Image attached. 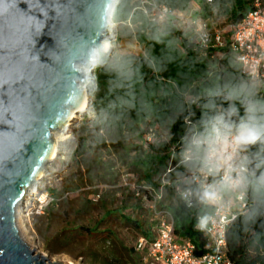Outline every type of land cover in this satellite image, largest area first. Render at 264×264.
Here are the masks:
<instances>
[{
	"label": "trees",
	"instance_id": "obj_1",
	"mask_svg": "<svg viewBox=\"0 0 264 264\" xmlns=\"http://www.w3.org/2000/svg\"><path fill=\"white\" fill-rule=\"evenodd\" d=\"M154 4L191 11L192 17L208 25L210 21L227 22L230 28L223 32L224 44L201 54L205 49L190 39V28L185 23L175 17L160 22L149 19ZM250 7V0L115 2L112 21L143 51L116 59L99 55L93 71V96L88 103L92 117L84 116L73 127L70 155L75 171L57 184L48 182L45 190L40 188L60 205L57 215L49 216V229L56 231L47 239L48 248L77 240L80 235L73 236L74 230L92 234L109 216L117 214L121 217L119 223L135 233L133 246H126L109 232L103 241L108 242L111 253L87 252L98 264H136V256L144 264L135 242L141 236H150L157 220L149 202H143L135 193L138 189L143 193L144 188L156 191L162 186L158 208L171 214L179 240L192 241L196 255L203 252L206 237L195 228V220L198 215L209 214L211 207L199 202L197 185L182 181L191 172L179 163L180 153L186 134L190 135L202 113L227 108L224 96L229 91L243 85L253 93L250 99L264 101V84L248 80L230 48L231 27ZM206 104L212 107L205 108ZM237 107L242 115L244 108L239 104ZM262 149L264 146L258 145L249 154ZM176 186L192 190V206L180 201ZM73 190L78 193L71 206L74 218L65 220L64 205H71L67 194ZM247 194L248 208L226 231L227 259L233 264H264V201L257 200L251 191ZM125 210L145 216L139 219ZM90 212L100 214L95 228L78 225L80 217ZM60 217L63 225L57 231L52 224ZM120 252L126 255V261Z\"/></svg>",
	"mask_w": 264,
	"mask_h": 264
},
{
	"label": "water",
	"instance_id": "obj_2",
	"mask_svg": "<svg viewBox=\"0 0 264 264\" xmlns=\"http://www.w3.org/2000/svg\"><path fill=\"white\" fill-rule=\"evenodd\" d=\"M114 4L0 0V264H70L30 248L16 210L53 159V131L83 101L82 67L104 49Z\"/></svg>",
	"mask_w": 264,
	"mask_h": 264
},
{
	"label": "built area",
	"instance_id": "obj_3",
	"mask_svg": "<svg viewBox=\"0 0 264 264\" xmlns=\"http://www.w3.org/2000/svg\"><path fill=\"white\" fill-rule=\"evenodd\" d=\"M250 3V9L239 22L232 25L229 41L242 72L250 82L260 86L264 84V0H250ZM148 17L154 22L175 17L185 23L190 28V39L205 49L201 53L203 55L208 53V48L221 47L224 44L223 31L211 30L207 22L192 17L191 11L181 12L154 4ZM198 179V176L191 172L182 181L189 180L198 186ZM176 192L183 204L188 207L194 204L191 189L176 186ZM135 195L141 197L143 202H149L148 207L157 220L152 228V234L148 237L141 236L135 242V250L142 255L144 264H233L227 259L226 231L248 208L250 204L248 194L234 198V203L230 206L219 210L211 207L209 214L196 217L195 228L206 237L203 252L198 255L194 253L195 246L192 241L179 240L176 236L171 214L158 208V201L163 197L162 186L156 191L144 188L143 193L138 189ZM40 197L37 199L38 206L46 205V200H40ZM35 212L39 214L38 209ZM203 216L209 217V223L201 230L197 225Z\"/></svg>",
	"mask_w": 264,
	"mask_h": 264
},
{
	"label": "clouds",
	"instance_id": "obj_4",
	"mask_svg": "<svg viewBox=\"0 0 264 264\" xmlns=\"http://www.w3.org/2000/svg\"><path fill=\"white\" fill-rule=\"evenodd\" d=\"M252 95L243 85L229 91L227 108L202 113L186 134L179 163L198 176L196 195L204 206L219 210L249 191L264 201V149L249 154L264 146V101L250 99ZM237 104L244 108L242 115ZM208 223L203 216L197 226L203 230Z\"/></svg>",
	"mask_w": 264,
	"mask_h": 264
},
{
	"label": "rangeland",
	"instance_id": "obj_5",
	"mask_svg": "<svg viewBox=\"0 0 264 264\" xmlns=\"http://www.w3.org/2000/svg\"><path fill=\"white\" fill-rule=\"evenodd\" d=\"M116 1L117 0H115V2ZM110 21L111 24L108 27V33L105 34L102 40V43H104V41L110 43L109 48L99 50L98 56L93 62L90 63L89 66H86L85 68V71L88 75V80L85 86L88 102L93 96V71L101 53H104L109 59H116L122 54H140L143 51L142 46H140L134 38L126 37L124 33H120L119 25L114 23L111 17ZM209 28L211 30H222L223 32H226L229 30L230 26L227 22L219 20L213 22L210 21ZM86 115L92 117V111L89 109L88 104L84 110L74 113L72 120L67 123L69 124L68 126L66 125L61 129L53 131V138L56 142L57 149L55 156L51 162L46 165L42 178L37 183H35L31 189L28 190L27 198L18 206L20 214H25L18 222V228L21 236L30 245V248L34 249L35 252L43 254L51 261L56 260L70 264H98L93 261L90 252L87 251L98 252L102 254L108 252L111 253L109 248L110 245L108 242L103 241V239L109 235V232H113L112 234L115 235V238L122 241L126 246H133V242L135 240L134 231L128 229L125 227V225H121L119 223L121 217L119 218L117 214H112V216H109L107 221L97 226L96 230H94L92 234L81 233L76 230L72 231L71 234H73V236L80 235L77 240L61 247L51 246V249L47 247V242H45V240L41 237L36 228V224H34L35 216L52 212L55 208L60 207V205H58L49 195V192H41L40 188H44L45 190V188L48 186V182H55L57 184V182H61V179H64L66 176L73 175L75 167L70 155L72 148L70 142L73 140L75 135L73 133V127ZM123 176H126L125 173ZM45 194H47V196ZM77 196L78 193L74 190L68 192L67 199L71 201V205H64L65 209L67 210L64 214L65 220H73L74 215L71 206L72 201ZM39 197L40 200H46V205L42 204L41 206H38L39 203L37 199ZM52 202L55 203L51 205ZM36 209H38L39 214H36ZM125 213H130L139 219H143L145 216L143 213L139 215L137 212H131V210H125ZM97 217L99 218L100 214H97L96 212L83 214V216L80 217L82 221L77 222V224H83L85 226L95 228L94 226L97 224ZM61 218L62 217L54 221L52 224L54 229H57V231L61 230V226L63 225ZM72 222L74 223V221ZM115 225L118 228H116ZM86 253L89 254L86 255ZM121 254L122 259L126 261V255H124V253ZM116 255L120 257L119 253H116ZM135 258L136 264H142V261H140L137 256Z\"/></svg>",
	"mask_w": 264,
	"mask_h": 264
},
{
	"label": "crops",
	"instance_id": "obj_6",
	"mask_svg": "<svg viewBox=\"0 0 264 264\" xmlns=\"http://www.w3.org/2000/svg\"><path fill=\"white\" fill-rule=\"evenodd\" d=\"M75 201H77V199ZM59 209L60 208L57 207L52 212H47V213L35 216L34 224H36V228H37L39 234L41 235V237L45 240V242H47L48 238L55 235L56 230L53 231V229H49V218H50L49 216L51 214L57 215V213L59 212Z\"/></svg>",
	"mask_w": 264,
	"mask_h": 264
},
{
	"label": "bare ground",
	"instance_id": "obj_7",
	"mask_svg": "<svg viewBox=\"0 0 264 264\" xmlns=\"http://www.w3.org/2000/svg\"><path fill=\"white\" fill-rule=\"evenodd\" d=\"M110 24H111V21H110ZM104 44H105L104 48H105V49H108L109 46H110V43L107 42V41H104L103 45H104ZM85 68H86V66L82 67L83 70H85ZM84 83H85V84H84ZM84 83H80V87L83 88V89H84V92H85V95H84L83 101H82L81 105L79 106V108H78L76 111L73 112V115H74V113L77 112V111H82V110H84V109L86 108V106H87V103H88V97H87V94H86V91H85V86H86L87 81H85ZM66 125L68 126L69 124H66ZM59 135H60V134H59ZM59 139H60V138H59ZM56 150H57V149H56ZM56 150H54V153H53V155H52V158L55 156V153H56L55 151H56ZM16 212H17L16 220H17V224H18L20 218H22L25 214H24V213L20 214V212H19V210H18V207H17Z\"/></svg>",
	"mask_w": 264,
	"mask_h": 264
}]
</instances>
